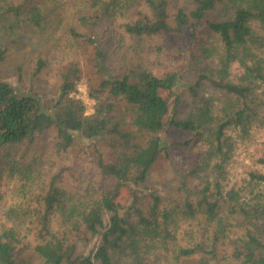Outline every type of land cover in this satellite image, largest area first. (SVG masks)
<instances>
[{
    "label": "trees",
    "instance_id": "1",
    "mask_svg": "<svg viewBox=\"0 0 264 264\" xmlns=\"http://www.w3.org/2000/svg\"><path fill=\"white\" fill-rule=\"evenodd\" d=\"M32 1L0 0V63L15 42L18 22L41 25L38 5L25 10ZM79 1L85 12L68 32L91 45L101 62L105 55L95 32L101 25L139 39L174 35L181 49L202 33L218 37L224 49L221 68L200 71L196 77V84L208 83L230 96L209 131V142L218 152L223 151L227 129L247 133L256 122L264 125V0H189L191 8L174 13L171 0ZM219 11L221 16L209 17ZM233 60L242 71L236 80L227 78ZM43 65L38 59L35 74ZM179 78L177 70L157 75L141 61L131 64L90 88L96 101L91 114H85L76 82L68 75L51 101L0 79V162L24 179V196L9 214L12 223L0 228V264H145L147 251L169 250L174 261L200 254L203 263L264 264V191L253 188L264 185V150L255 158L258 167L248 172L254 193L250 201H239L234 194L222 204L210 194L209 183L198 191L195 203L184 199L180 212L192 218L202 214L207 224L203 232L213 228L202 238L186 232L194 239L189 243L177 239L174 211L163 196L142 189L162 152L161 134L169 128L199 133L204 125L202 115L178 119L171 108L178 102ZM117 102L123 103L128 120L114 115ZM47 133L52 134L51 143L40 147ZM77 138L93 145L86 154L94 172L93 189L80 195L65 186L68 168L51 166L70 152ZM124 188L129 200L121 204ZM215 191L220 192L219 183ZM225 206L227 212L221 213Z\"/></svg>",
    "mask_w": 264,
    "mask_h": 264
},
{
    "label": "rangeland",
    "instance_id": "2",
    "mask_svg": "<svg viewBox=\"0 0 264 264\" xmlns=\"http://www.w3.org/2000/svg\"><path fill=\"white\" fill-rule=\"evenodd\" d=\"M31 4L38 5L41 11V25H28L23 20L18 22L15 42L5 60L0 63V79L9 81L21 92L33 93L44 101H51L56 97L65 75L75 82H84L90 91L103 78L118 75L125 67L140 61L148 64L157 75L167 71L181 72V78L175 86L178 102L176 106L171 103V108H175L178 119L201 118L202 115L204 125L199 133H185L172 128L164 131L161 134L162 152L142 186V189L146 186L160 193L164 204L174 211L173 223L177 225V239L180 242L189 240V243L194 240L193 237L202 238L205 236L203 233L211 234L213 231L212 227L206 232L202 231L207 225L202 214L192 218L183 215L178 208H182L184 199L195 203L198 191L205 183L210 184V194L213 198H219L222 204H226L225 201L234 194L239 201H250L254 193L249 188L252 184H249L248 172L258 167L255 158L264 150V125L256 122L247 133L238 127L227 129L223 151L218 152L209 142L212 135L209 131L217 120L214 117L217 110L223 109L230 96L208 83L196 84L200 71L216 73L221 68L224 49L217 36L202 33L198 40L190 43L186 49H181L174 35L139 39L129 37L117 27L107 30L101 25L100 30H95L105 55L101 62L91 45L72 39L68 32V28L77 25L78 18L85 12L82 2L33 0L26 4L25 10ZM191 6L189 0H171L170 10L174 13L178 8L189 9ZM222 14L219 11L209 14V17L216 18ZM159 54L161 57L158 58ZM38 59L44 65L35 74ZM191 59L193 62H190ZM241 72L237 60H233L228 67L227 78L236 80ZM114 109L115 116L128 120L122 102H117ZM77 139L70 152L51 166L67 167L64 173L65 186L71 193L80 195L93 189L91 182L94 172L86 164V154L92 152L93 145L91 140ZM51 140L52 134L47 133L40 139L39 146L48 147ZM13 171L6 163L0 162V228L12 223L13 218L9 214L24 196L21 187L24 179L16 170ZM216 183L220 184V192L215 191ZM253 188L254 192L264 191V185H253ZM75 198L79 197L75 195ZM128 200L124 188L121 190L120 202L125 204ZM227 210L228 207L220 212ZM186 232L193 234V237L186 235ZM144 256L145 264H213L207 261L203 263L200 254L174 261L171 250L161 253L147 251Z\"/></svg>",
    "mask_w": 264,
    "mask_h": 264
},
{
    "label": "built area",
    "instance_id": "3",
    "mask_svg": "<svg viewBox=\"0 0 264 264\" xmlns=\"http://www.w3.org/2000/svg\"><path fill=\"white\" fill-rule=\"evenodd\" d=\"M76 96L82 101L85 106V114H91L94 111L95 99L90 96L89 88L84 82H76ZM91 112V113H90Z\"/></svg>",
    "mask_w": 264,
    "mask_h": 264
}]
</instances>
